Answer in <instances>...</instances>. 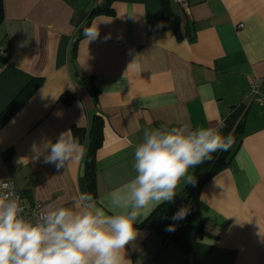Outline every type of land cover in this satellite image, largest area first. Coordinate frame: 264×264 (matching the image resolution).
I'll return each mask as SVG.
<instances>
[{"label": "crops", "instance_id": "obj_1", "mask_svg": "<svg viewBox=\"0 0 264 264\" xmlns=\"http://www.w3.org/2000/svg\"><path fill=\"white\" fill-rule=\"evenodd\" d=\"M103 1L3 0L0 47L9 57L0 63V181L13 180L26 207L70 206L89 192L85 157L57 170L43 155L34 159L32 145L77 128L87 152L98 115L103 141L95 154L94 198L102 203L135 177L133 151L146 128L219 129L243 102L241 143L201 187L176 242L137 228L126 259L264 264V105L247 96L256 79L264 82V0H188L185 9L170 0L181 39L166 27L159 0H116L114 15L92 17L99 38L81 39L71 61L74 40ZM27 86L32 92L15 110L12 102ZM65 94L74 95L69 104ZM187 186L182 181L177 193Z\"/></svg>", "mask_w": 264, "mask_h": 264}, {"label": "clouds", "instance_id": "obj_2", "mask_svg": "<svg viewBox=\"0 0 264 264\" xmlns=\"http://www.w3.org/2000/svg\"><path fill=\"white\" fill-rule=\"evenodd\" d=\"M99 35L95 23L83 29L88 43ZM233 142L216 128H146L133 151L135 177L107 193L102 203L81 192L70 206L31 215L25 214L15 184L0 181V264H132L126 246L139 235L136 223L160 204L172 202L182 181L194 184L190 169L212 160L213 153L228 151ZM32 152L34 159L43 155V163L59 170L82 161L86 148L68 129L54 142L34 143ZM189 211L180 208L172 220L184 219Z\"/></svg>", "mask_w": 264, "mask_h": 264}, {"label": "trees", "instance_id": "obj_3", "mask_svg": "<svg viewBox=\"0 0 264 264\" xmlns=\"http://www.w3.org/2000/svg\"><path fill=\"white\" fill-rule=\"evenodd\" d=\"M116 0H104L102 4L95 6L89 13L86 24L81 28L78 36L74 40L71 51L70 59L74 61L76 57L77 44L83 39V29L90 25V20L96 15H114L112 7L113 2ZM162 7L163 20L168 29L173 30L178 39L182 38L179 24L172 11L170 0H159ZM4 21L3 0H0V26ZM8 51V50H7ZM8 59L0 58V63H5ZM90 94L96 102L98 90L91 80ZM32 89L28 86L13 100L12 106L17 110L28 99ZM74 98V95L65 94L62 96L64 104H69ZM244 113L245 108L243 105L235 106L229 115L223 121V127L219 130L223 135H231L234 142L230 149L225 152L213 153V159L206 161L194 168L193 176L195 179L194 184H188L183 192L177 193L172 202H164L155 208L154 211L147 217L145 221L136 224V228L150 230L151 232L161 236L166 242H176L179 234L181 233L184 225L189 220L193 209L198 204V196L201 187L215 174L225 168L230 161L231 156L236 150L237 146L241 143L244 127ZM6 120V118H4ZM73 135L77 137L80 143L83 141L84 133L82 130L73 128ZM103 141V119L100 116H95L91 129L89 131V145L84 160V181L88 188L89 193L95 196V154ZM182 207L190 209L188 215L178 221H173L172 216ZM174 225V231H166V227Z\"/></svg>", "mask_w": 264, "mask_h": 264}, {"label": "built area", "instance_id": "obj_4", "mask_svg": "<svg viewBox=\"0 0 264 264\" xmlns=\"http://www.w3.org/2000/svg\"><path fill=\"white\" fill-rule=\"evenodd\" d=\"M176 3L178 4L179 7L182 9H185L189 6L188 0H176ZM242 26V25H240ZM9 57V52L5 49L0 47V58H6L8 59ZM251 98V101L258 104V105H264V82H262L261 79H256L253 83V85L250 88L249 93L247 94ZM239 105H243V102H241ZM237 105V106H239ZM223 127V123H221L220 127L218 130H220ZM11 180L9 177L4 179L3 181H8ZM12 183L15 184L13 180H11ZM16 186V184H15ZM17 194L21 198V202L23 207L25 208V214L26 215H31L33 211H40L43 210L42 205L39 202H34L31 204L29 207H26L23 203V196L21 192L17 189L16 187Z\"/></svg>", "mask_w": 264, "mask_h": 264}, {"label": "rangeland", "instance_id": "obj_5", "mask_svg": "<svg viewBox=\"0 0 264 264\" xmlns=\"http://www.w3.org/2000/svg\"><path fill=\"white\" fill-rule=\"evenodd\" d=\"M191 175H192V173H191Z\"/></svg>", "mask_w": 264, "mask_h": 264}]
</instances>
